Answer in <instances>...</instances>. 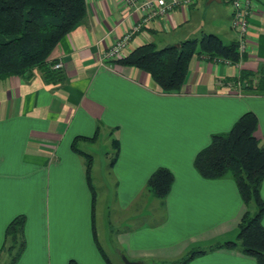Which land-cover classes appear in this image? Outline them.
<instances>
[{
  "label": "crops",
  "instance_id": "crops-1",
  "mask_svg": "<svg viewBox=\"0 0 264 264\" xmlns=\"http://www.w3.org/2000/svg\"><path fill=\"white\" fill-rule=\"evenodd\" d=\"M252 1L244 59L233 64L194 56L179 92L165 93L148 72L104 59L140 20L124 0H86V19L50 56L63 62L65 81L47 82L38 69L31 78L0 80V264H9L2 251L6 228L20 214L26 216V249L16 264H125L124 258L169 263L233 240L245 210L236 182L231 176L203 178L194 159L212 134L229 131L247 111L257 115L256 136L264 144V91L234 81L242 69L264 67V2ZM229 4L178 5L136 32L122 57L141 44L163 47L204 33L238 41ZM100 124L96 141L77 144L93 153L92 180L97 153L89 145L100 138L109 144L104 164L112 190H105L104 179L92 181L93 204L85 158L72 144L76 137H93ZM112 128L120 151L110 165ZM159 167L174 174L164 202L147 187ZM189 264L256 261L238 246L209 251Z\"/></svg>",
  "mask_w": 264,
  "mask_h": 264
},
{
  "label": "trees",
  "instance_id": "trees-1",
  "mask_svg": "<svg viewBox=\"0 0 264 264\" xmlns=\"http://www.w3.org/2000/svg\"><path fill=\"white\" fill-rule=\"evenodd\" d=\"M87 16L86 0H0V80L10 76L31 78L34 70L41 72L47 82H63L61 69H55L56 59L50 56L63 37L79 26ZM206 55L210 59L239 63L245 55L239 52L238 41L225 42L218 34L204 33L179 44L159 47L154 42L141 44L127 55L109 60L110 63L136 67L148 72L165 93L179 92L186 81L192 58ZM244 89L264 91V67L257 71L242 69L234 79ZM259 119L253 111L245 112L222 133H214L210 143L194 159V167L205 179L231 176L238 187L245 210L238 224L236 239L216 243L208 249L192 250L187 256L173 262L139 264H189L195 257L221 248L238 247L252 257L256 264H264V144L256 136ZM98 126L93 137H76L72 148L85 158L87 180L96 200L92 182L94 156L78 147L80 140L96 141ZM110 131L114 150L110 165L115 164L120 151L118 139ZM174 174L167 167H159L149 178L147 187L163 202L172 185ZM255 207V208H254ZM26 216L13 218L6 228L2 251L8 254V263L16 264L26 249ZM95 241L98 243L95 223ZM99 244V243H98ZM101 250V248H100ZM105 256V254H104ZM70 264H76L71 261Z\"/></svg>",
  "mask_w": 264,
  "mask_h": 264
},
{
  "label": "built area",
  "instance_id": "built-area-1",
  "mask_svg": "<svg viewBox=\"0 0 264 264\" xmlns=\"http://www.w3.org/2000/svg\"><path fill=\"white\" fill-rule=\"evenodd\" d=\"M126 4L140 13V20L132 30L118 39L113 46L104 54L105 60L122 57L128 51L133 35L153 19L167 16L176 6L190 4L192 0H124ZM233 6L232 27L238 33L239 52L245 54L248 49L250 23L248 16L253 5L252 0H229ZM231 63L230 61H226ZM55 69H62L63 62L54 65ZM242 87L241 83L237 84ZM243 88V87H242Z\"/></svg>",
  "mask_w": 264,
  "mask_h": 264
},
{
  "label": "rangeland",
  "instance_id": "rangeland-1",
  "mask_svg": "<svg viewBox=\"0 0 264 264\" xmlns=\"http://www.w3.org/2000/svg\"><path fill=\"white\" fill-rule=\"evenodd\" d=\"M261 1L264 2V0H261ZM230 5H231V7H233L231 2L229 4V7H230ZM89 146L92 148V150H94L97 153L96 170L93 173V177H95V180H92V181H94V183L96 184L98 179L101 181H103V179H104L106 182L103 181L102 183L104 184V186L107 187V188H105V190L109 189V192H110L112 190V186L110 184L111 182H108L109 178L106 177V167L104 164L105 163V153L109 149V144L107 143V140L105 138H100L95 144H93V145L91 144ZM90 153H92V152H90ZM107 183H109V184H107ZM233 239H236V235L234 236Z\"/></svg>",
  "mask_w": 264,
  "mask_h": 264
},
{
  "label": "water",
  "instance_id": "water-1",
  "mask_svg": "<svg viewBox=\"0 0 264 264\" xmlns=\"http://www.w3.org/2000/svg\"><path fill=\"white\" fill-rule=\"evenodd\" d=\"M124 260H125V264H139L137 262H132V261L128 260L127 258H124Z\"/></svg>",
  "mask_w": 264,
  "mask_h": 264
}]
</instances>
